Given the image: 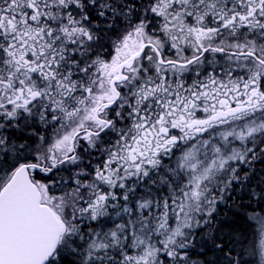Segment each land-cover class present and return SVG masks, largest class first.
I'll return each instance as SVG.
<instances>
[{
	"label": "snow or ice",
	"instance_id": "1",
	"mask_svg": "<svg viewBox=\"0 0 264 264\" xmlns=\"http://www.w3.org/2000/svg\"><path fill=\"white\" fill-rule=\"evenodd\" d=\"M0 264H264V0H0Z\"/></svg>",
	"mask_w": 264,
	"mask_h": 264
},
{
	"label": "rangeland",
	"instance_id": "2",
	"mask_svg": "<svg viewBox=\"0 0 264 264\" xmlns=\"http://www.w3.org/2000/svg\"><path fill=\"white\" fill-rule=\"evenodd\" d=\"M247 258V257H246Z\"/></svg>",
	"mask_w": 264,
	"mask_h": 264
}]
</instances>
